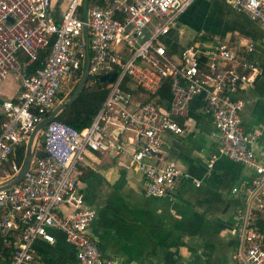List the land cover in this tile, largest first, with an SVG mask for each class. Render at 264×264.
Segmentation results:
<instances>
[{
  "label": "built area",
  "instance_id": "built-area-1",
  "mask_svg": "<svg viewBox=\"0 0 264 264\" xmlns=\"http://www.w3.org/2000/svg\"><path fill=\"white\" fill-rule=\"evenodd\" d=\"M194 1L112 0L87 6L86 0H70L57 20L50 0H0V81L16 72L21 85L16 101L2 102L0 185L16 177L24 159L21 164L12 160L10 169L4 163L16 158L22 145L27 150L42 115L59 94L71 93L87 64V78L116 74L110 82L100 80L107 94L87 127L77 130L57 119L47 123L44 156L35 157L33 150L20 181L0 189V234L13 238L5 264H50L33 244L37 239L54 244L52 230L75 247L80 264H134L105 257L89 233L96 211L86 206L79 189V165L87 150L125 157L142 175L145 193L156 197L174 195L184 180L199 187L201 181L189 172L160 161L163 136L184 132L172 117L186 116L193 99L200 101L217 136V154L207 168L222 156L251 171L234 230L238 244L233 261L264 264L263 236L254 226L264 212V162L254 151L255 135L242 123L240 97L259 73L249 57L254 43L241 37L235 42L231 36L202 39L206 32L200 30L179 53L170 50L165 38ZM221 1L264 29V0ZM52 37L42 66L30 70ZM20 51L25 61L19 59ZM167 83L172 96L168 109L138 99L157 94Z\"/></svg>",
  "mask_w": 264,
  "mask_h": 264
},
{
  "label": "crops",
  "instance_id": "crops-1",
  "mask_svg": "<svg viewBox=\"0 0 264 264\" xmlns=\"http://www.w3.org/2000/svg\"><path fill=\"white\" fill-rule=\"evenodd\" d=\"M69 2L50 0L55 19L59 20ZM199 6L203 11L196 8L189 19L186 11L179 16L165 38L166 45L174 51L171 44L177 41L176 53L187 45L180 43L185 34L182 27L187 26V19L191 25L195 22L192 15H198L202 25L191 30V38L203 29L213 36L233 33L254 43L250 57L259 73L254 86L240 93L244 101L241 119L245 130L255 135L253 148L264 162V29L221 0H200ZM20 94V78L10 72L0 81V130L2 102L16 101ZM181 118L184 132L163 136L160 161L183 168L201 181L199 187L184 180L172 196L147 195L142 175L128 166L125 157L85 152L78 186L86 206L96 211L88 231L105 257L134 264H237L232 258L238 244L234 230L244 211V188L251 171L222 156L207 168L217 154V136L198 99L190 102L188 114ZM88 172L91 176L82 180ZM52 233L54 244L37 239L35 253L50 264H80L75 247L63 233Z\"/></svg>",
  "mask_w": 264,
  "mask_h": 264
},
{
  "label": "trees",
  "instance_id": "trees-1",
  "mask_svg": "<svg viewBox=\"0 0 264 264\" xmlns=\"http://www.w3.org/2000/svg\"><path fill=\"white\" fill-rule=\"evenodd\" d=\"M110 1L112 0H86V3H87V6H90L93 4L105 6ZM200 30H203V29H199L196 32ZM210 35L212 34L210 33L205 34L202 37V39H209ZM220 36H224V33H221ZM53 43H54V37H52L49 44L44 49L41 50L38 59L31 64L29 68L30 70H33L37 67L42 66L44 57L49 53ZM18 57L22 61H25L27 59L26 54H24L22 51L19 52ZM77 85L78 83L74 86L68 98L75 91ZM136 92L138 91L136 90ZM106 94L107 92L104 89L102 83L100 82V78L93 79L91 77H88L85 81V84L83 85L82 90L80 91L76 99L70 105L65 107L55 117V119L65 122L77 130H82L83 128L87 127L91 123L94 114L97 112L98 108L101 106L102 102L104 101L106 97ZM171 99H172V96L170 93V87L167 83L163 86V88L157 94L147 95L145 96V99L143 101L154 102L162 107H165V109H168ZM56 105L57 103L51 110L46 111L42 115L43 120L51 115V113L56 109L57 107ZM172 118L179 124H182V122L184 121V118H181V117L173 116ZM43 145H44V139L40 143V146L34 150L35 157L44 156ZM25 150H26V147L24 145L19 147L17 157L16 158L10 157V160L4 163V168L10 169V164L12 160H15L18 164H21L23 159L25 158V154H26ZM91 173L92 172H88L87 173L88 175L81 177L82 180L90 177ZM254 226L257 228L258 232L263 236V240H264V212H260L258 214V218L256 219ZM12 252H13V238L9 235L0 234V264H5L6 262H8V260L10 259L12 255Z\"/></svg>",
  "mask_w": 264,
  "mask_h": 264
},
{
  "label": "water",
  "instance_id": "water-1",
  "mask_svg": "<svg viewBox=\"0 0 264 264\" xmlns=\"http://www.w3.org/2000/svg\"><path fill=\"white\" fill-rule=\"evenodd\" d=\"M85 6V5H84ZM87 71H88V64L85 66V69L83 71V74H82V77L75 89V91L72 93V95L64 102L60 103L56 109L51 113V115L49 117H47L46 119H44L42 122H40L37 126H36V129L35 131L33 132L32 134V137L30 139V142H29V145L27 147V151H26V155H25V158H24V161H23V165H22V168L20 170V172L16 175V177L4 184V185H0V189H3V188H7L17 182L20 181V179L22 178L24 172L26 171L28 165H29V161H30V158L32 156V151H33V144H34V140H35V137L37 135V133L41 130H44L45 126L47 125V123H49L50 121H52L53 119H55V117L65 108L67 107L68 105H70L75 99L76 97L78 96V94L80 93V91L82 90L83 88V85L85 84V81L87 79ZM115 73H112L111 75H103L101 76L100 80L102 82L104 81H112L113 78L115 77Z\"/></svg>",
  "mask_w": 264,
  "mask_h": 264
},
{
  "label": "rangeland",
  "instance_id": "rangeland-1",
  "mask_svg": "<svg viewBox=\"0 0 264 264\" xmlns=\"http://www.w3.org/2000/svg\"><path fill=\"white\" fill-rule=\"evenodd\" d=\"M200 0H195L194 2H193V4L187 9V10H185L186 11V14H184V16L186 15V16H188V19H189V15H190V13L192 14L194 11H195V9L197 8H199L200 6ZM189 10V11H188ZM192 10V12H190ZM184 11V12H185ZM188 11V12H187ZM203 11V8L202 7H200L199 8V12H202ZM183 12V13H184ZM182 13V14H183ZM182 14L180 15V17L182 16ZM180 17L178 18V21H180ZM192 17L195 19V22L194 23H192V25H191V23H188L189 21H188V19H187V26H183L182 27V29L184 30V32H185V34H184V37H182V40H181V44H183V43H187V45L190 43V41H191V34H190V32H191V30L193 29V28H197L198 26H200L201 27V25H202V22H200V17L198 16V15H192ZM187 30V31H186ZM193 30H196V29H193ZM192 30V31H193ZM239 36L238 35H236V34H231V39L232 40H234L235 42L236 41H238V38ZM177 44H178V42L177 41H175V42H173L172 44H171V47H172V49L175 51V52H177V50H176V47H177ZM66 92V91H65ZM69 92L66 94V93H64V92H62L61 94H60V96H59V101L57 102V105L56 106H58L60 103H62V102H64V101H66L67 100V98H68V96H69ZM138 99L139 100H144L145 99V96H143V95H141V96H139L138 97ZM44 139V134H43V130H41V131H39L38 133H37V135H36V137H35V140H34V144H33V150H35V149H37L39 146H40V143L42 142V140ZM37 143V144H36ZM25 153H26V150H25Z\"/></svg>",
  "mask_w": 264,
  "mask_h": 264
}]
</instances>
